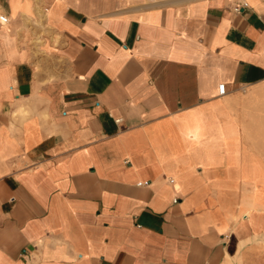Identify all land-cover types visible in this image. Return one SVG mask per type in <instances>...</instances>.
<instances>
[{"label": "crops", "instance_id": "crops-1", "mask_svg": "<svg viewBox=\"0 0 264 264\" xmlns=\"http://www.w3.org/2000/svg\"><path fill=\"white\" fill-rule=\"evenodd\" d=\"M0 15V264H264V0Z\"/></svg>", "mask_w": 264, "mask_h": 264}, {"label": "built area", "instance_id": "built-area-1", "mask_svg": "<svg viewBox=\"0 0 264 264\" xmlns=\"http://www.w3.org/2000/svg\"><path fill=\"white\" fill-rule=\"evenodd\" d=\"M246 7H247L246 4L242 3V4L234 6L233 11H234V13L238 14L241 11H243ZM8 24H9V19L4 15H0V26L6 27ZM217 91H218V95H223L225 93V86L223 84L218 85ZM137 185L138 186H141V185L145 186L146 183H143V184L139 183ZM176 201L177 200H174L173 203H176Z\"/></svg>", "mask_w": 264, "mask_h": 264}, {"label": "rangeland", "instance_id": "rangeland-1", "mask_svg": "<svg viewBox=\"0 0 264 264\" xmlns=\"http://www.w3.org/2000/svg\"><path fill=\"white\" fill-rule=\"evenodd\" d=\"M23 32H24V33H23V36L25 37V42H27L28 32H27V30H25V29L23 30ZM248 217H250V214H249V213H247V218H248Z\"/></svg>", "mask_w": 264, "mask_h": 264}]
</instances>
